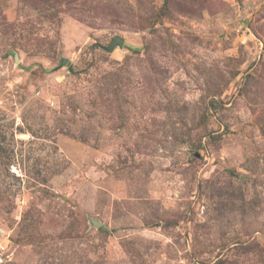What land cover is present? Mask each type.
<instances>
[{"label": "rangeland", "instance_id": "374dc122", "mask_svg": "<svg viewBox=\"0 0 264 264\" xmlns=\"http://www.w3.org/2000/svg\"><path fill=\"white\" fill-rule=\"evenodd\" d=\"M0 264H264V0H0Z\"/></svg>", "mask_w": 264, "mask_h": 264}, {"label": "water", "instance_id": "95a60500", "mask_svg": "<svg viewBox=\"0 0 264 264\" xmlns=\"http://www.w3.org/2000/svg\"><path fill=\"white\" fill-rule=\"evenodd\" d=\"M123 43V41L121 39H114V41L112 42L111 46H110V50H112L115 46H121ZM98 226V225H96Z\"/></svg>", "mask_w": 264, "mask_h": 264}]
</instances>
